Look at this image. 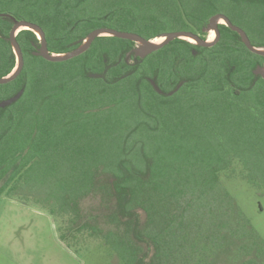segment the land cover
<instances>
[{
    "label": "trees",
    "instance_id": "obj_1",
    "mask_svg": "<svg viewBox=\"0 0 264 264\" xmlns=\"http://www.w3.org/2000/svg\"><path fill=\"white\" fill-rule=\"evenodd\" d=\"M103 1L0 0V78L17 65L14 20L40 26L49 52L62 55L98 29L149 41L199 35L222 13L221 0H110L102 12ZM126 1L136 6L125 11ZM157 7L182 28L162 29ZM219 29L215 46L176 39L145 59L134 42L102 36L63 63L36 56L38 36L21 30L23 71L0 85V102L24 91L0 109V197L65 221L73 245L93 240L114 263L220 264L234 248L232 261L250 264L260 238L225 179L264 190V79L254 73L264 56ZM95 197L106 212L88 215L83 203ZM84 233L85 243L76 239Z\"/></svg>",
    "mask_w": 264,
    "mask_h": 264
},
{
    "label": "rangeland",
    "instance_id": "obj_2",
    "mask_svg": "<svg viewBox=\"0 0 264 264\" xmlns=\"http://www.w3.org/2000/svg\"><path fill=\"white\" fill-rule=\"evenodd\" d=\"M92 5H90V10L91 13H94ZM109 5H111L110 0H104L100 11L108 10ZM135 6L136 4L133 6L126 1L125 11L133 9ZM219 9L222 11V15H228L240 23L253 41L264 42V0H221ZM155 12L163 20L159 24L162 29L172 31L182 28L174 17L160 14L165 12L170 15L173 14V11L166 12L161 7H157ZM256 20H258L257 23ZM259 21L262 22L260 28L258 27ZM122 24L128 30H136L130 21L125 20ZM205 35L208 40L210 32H206ZM225 180L227 187L235 197L234 199L244 210L247 218L251 220L260 238L259 242L250 241L253 251L247 262L264 264V190L252 188L244 180L230 181L227 178ZM104 206L100 197L87 199L83 203L85 211L92 216L106 212ZM61 225L62 227L67 226L65 221L54 220L53 217L34 205H24L19 199L1 196L0 264H118L114 263L111 256L106 255L103 249L96 247L97 243L89 240L85 233L76 235V239H83L80 242L84 243L88 239L86 241L88 247L86 244L73 245L65 236ZM234 252L233 248L221 254L220 264H246V258L240 262L232 261Z\"/></svg>",
    "mask_w": 264,
    "mask_h": 264
},
{
    "label": "water",
    "instance_id": "obj_3",
    "mask_svg": "<svg viewBox=\"0 0 264 264\" xmlns=\"http://www.w3.org/2000/svg\"><path fill=\"white\" fill-rule=\"evenodd\" d=\"M220 20H224L226 22L227 27L231 28L233 32H236L241 36L245 46L248 48L250 52L257 54V55L264 56V47L253 46L251 44L252 42L249 39L247 33L243 29L234 26L231 23V20L227 16L222 15V14L213 16L210 19L207 27L204 29V31H209V32L214 31L215 32L216 38L214 41L204 40L193 32L177 31V32L166 33L163 35L161 34L158 38L149 41V40L144 39V37L138 34L119 32V31H114L110 29H98V30H95L94 32H91L89 36L87 37V39L83 40V43L80 45L79 48H77L76 50L74 49L73 51L62 54V55H57V54H53L49 52L47 41L45 39L46 35L40 26L33 24V23L26 22L24 20H14L13 21L14 26L10 33L9 41L12 45L14 53L16 54L15 56L17 59V65L14 71L11 72L10 75H8L7 77L0 78V85H3V84L7 85L11 83L19 76L20 72L23 71V68H24L23 52H22L20 45L18 44L16 40V37L18 36L21 30L33 31L38 36V39L40 40L41 48L39 49V51L35 52L34 54L36 56H40L41 58L49 62L63 63L74 57L76 58L78 56H81L86 51H88V49L90 48L91 44L94 42L95 39L102 37V36L118 37L121 39H127L128 41L134 42L136 44V47L133 50V52L136 58L145 59L151 54H153L154 52L158 51L159 49L164 48L166 45H168L170 42L176 39L185 40L189 42L187 38H192L196 41V43H194L196 44V46L205 47V48L215 46L216 43L219 42L220 40V32L218 30V24ZM159 38L164 41L159 42V43H154V41ZM194 53L196 54V51H194ZM254 73L256 76H262L264 79V65L258 66L256 70L254 71ZM92 77L96 78L100 76L96 75ZM149 82L160 93V95L163 93L160 87L156 84L155 80L151 79L149 80ZM182 86L183 84L179 85V87H177L175 91L168 93V96H172L174 93L178 92ZM23 93L24 91L20 90L12 98L0 102V109H6L7 107H10L13 104H15L23 96Z\"/></svg>",
    "mask_w": 264,
    "mask_h": 264
},
{
    "label": "bare ground",
    "instance_id": "obj_4",
    "mask_svg": "<svg viewBox=\"0 0 264 264\" xmlns=\"http://www.w3.org/2000/svg\"><path fill=\"white\" fill-rule=\"evenodd\" d=\"M220 22H221L222 24H226V22H225L224 20H220ZM214 37L216 38V34H215V32H214V31H213V32H210V35H209V41H214V40H215ZM187 40H188L189 42H191V43H196V41H195L194 39H192V38H187ZM162 41H164V40H161V39L159 38V39L155 40L154 43H159V42H162Z\"/></svg>",
    "mask_w": 264,
    "mask_h": 264
},
{
    "label": "flooded vegetation",
    "instance_id": "obj_5",
    "mask_svg": "<svg viewBox=\"0 0 264 264\" xmlns=\"http://www.w3.org/2000/svg\"><path fill=\"white\" fill-rule=\"evenodd\" d=\"M208 24H209V23H208ZM208 24H207V25H208ZM207 25H206V27H207ZM222 25H226V24H222L221 22H219V24H218V30H220L219 28H220V26H222ZM206 27H205V28H206ZM205 28H204V29H205ZM204 29H203V32H202V33H199L198 36L201 37L202 39L206 40L207 35H205V33H206V32H209V31H204ZM211 32H213V31H211ZM214 38H215V37H214ZM208 40H209V38H208ZM193 44H194V43H193Z\"/></svg>",
    "mask_w": 264,
    "mask_h": 264
}]
</instances>
